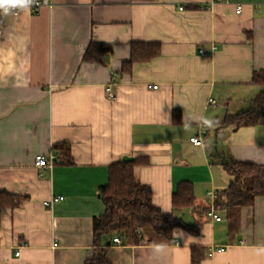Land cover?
Wrapping results in <instances>:
<instances>
[{"label":"crops","instance_id":"obj_1","mask_svg":"<svg viewBox=\"0 0 264 264\" xmlns=\"http://www.w3.org/2000/svg\"><path fill=\"white\" fill-rule=\"evenodd\" d=\"M91 42L111 47L102 63L83 61ZM133 42L160 43L161 54L120 74ZM263 70L264 0H51L2 14L0 192L25 200L0 214V264H85L100 188L126 158L139 160L135 176L163 214L202 224L146 243L116 235L112 264H264V196L217 210L219 222L206 216L231 182L214 152L264 166V119L221 127L250 108ZM59 143L73 163L37 169ZM182 182L196 204L175 210Z\"/></svg>","mask_w":264,"mask_h":264},{"label":"trees","instance_id":"obj_2","mask_svg":"<svg viewBox=\"0 0 264 264\" xmlns=\"http://www.w3.org/2000/svg\"><path fill=\"white\" fill-rule=\"evenodd\" d=\"M1 16L0 12V18ZM111 52L109 45L91 42L84 53L83 61L102 63ZM160 54V43L133 42L130 58L123 63L120 74L131 73L135 64L151 62ZM252 84L260 86L262 91L251 102L250 108L242 113L226 116L221 127L239 129L256 126L263 121L264 70L253 74ZM55 149L59 152L57 162L67 165L73 163L69 144L59 143ZM214 153L213 159H217L231 177L229 187L218 195L216 209L254 206L256 199L264 196V166L242 163L231 155ZM137 164H139L138 159L133 162H114L109 166L108 183L100 188L105 212L94 218V243L91 256L85 264H112L108 253L116 235H127L136 243H146L154 237L163 239L170 237L176 227L195 234L200 231L202 223L198 219L195 225L190 226L174 215L163 214L153 204L151 189L141 185L135 176ZM24 200V197L0 192V214L3 209L14 210L20 207ZM195 204L193 185L188 182L180 183L173 195L174 209L190 208ZM193 264H199L196 258Z\"/></svg>","mask_w":264,"mask_h":264},{"label":"built area","instance_id":"obj_3","mask_svg":"<svg viewBox=\"0 0 264 264\" xmlns=\"http://www.w3.org/2000/svg\"><path fill=\"white\" fill-rule=\"evenodd\" d=\"M51 0H33V3H31L28 7H30L33 12H37L41 7L45 6V5H49ZM217 2H227V0H216ZM21 8H14V9H10V11L8 13H17ZM241 8H238V11H240ZM182 10V9H181ZM0 12L2 14H5L3 12L2 9H0ZM199 52L201 54H203L204 52L202 50H199ZM190 142L193 143L195 146L201 147L204 146V142L202 140V138H198V137H193L190 139ZM59 152L53 147V149L51 150V152L49 154L46 155H37L35 158V162H34V166L37 169H48V170H52L54 165L57 162V158H58ZM56 201L59 200H63V197H58L57 199H55ZM45 205L48 207H52V203L51 201L45 202ZM206 216L208 219H210L211 221H216L219 222L222 220V217L219 215L215 204H213L210 209L207 211ZM114 243L116 244H121V241L119 238H114L113 239ZM221 251L223 250L222 248L220 249ZM19 252L16 253L17 256H19Z\"/></svg>","mask_w":264,"mask_h":264},{"label":"clouds","instance_id":"obj_4","mask_svg":"<svg viewBox=\"0 0 264 264\" xmlns=\"http://www.w3.org/2000/svg\"><path fill=\"white\" fill-rule=\"evenodd\" d=\"M33 0H0V9L7 14L10 9L14 8H27ZM206 123H210L206 121Z\"/></svg>","mask_w":264,"mask_h":264},{"label":"water","instance_id":"obj_5","mask_svg":"<svg viewBox=\"0 0 264 264\" xmlns=\"http://www.w3.org/2000/svg\"><path fill=\"white\" fill-rule=\"evenodd\" d=\"M125 160H126V161H129V162L131 161V159H130V158H126ZM109 244H110V242H109Z\"/></svg>","mask_w":264,"mask_h":264}]
</instances>
